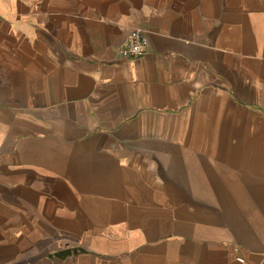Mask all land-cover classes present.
I'll use <instances>...</instances> for the list:
<instances>
[{
	"label": "crops",
	"instance_id": "obj_1",
	"mask_svg": "<svg viewBox=\"0 0 264 264\" xmlns=\"http://www.w3.org/2000/svg\"><path fill=\"white\" fill-rule=\"evenodd\" d=\"M0 264H264V0H0Z\"/></svg>",
	"mask_w": 264,
	"mask_h": 264
},
{
	"label": "built area",
	"instance_id": "obj_2",
	"mask_svg": "<svg viewBox=\"0 0 264 264\" xmlns=\"http://www.w3.org/2000/svg\"><path fill=\"white\" fill-rule=\"evenodd\" d=\"M147 39L144 32L136 29L130 32L128 38L121 44L120 54L124 58H136L145 53ZM242 262V258H238Z\"/></svg>",
	"mask_w": 264,
	"mask_h": 264
}]
</instances>
